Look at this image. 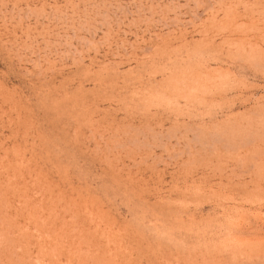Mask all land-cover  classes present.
<instances>
[{"label":"rangeland","instance_id":"374dc122","mask_svg":"<svg viewBox=\"0 0 264 264\" xmlns=\"http://www.w3.org/2000/svg\"><path fill=\"white\" fill-rule=\"evenodd\" d=\"M0 264H264V0H0Z\"/></svg>","mask_w":264,"mask_h":264}]
</instances>
